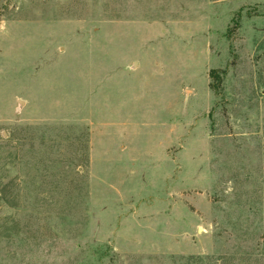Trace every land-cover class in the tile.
<instances>
[{
  "label": "rangeland",
  "instance_id": "374dc122",
  "mask_svg": "<svg viewBox=\"0 0 264 264\" xmlns=\"http://www.w3.org/2000/svg\"><path fill=\"white\" fill-rule=\"evenodd\" d=\"M0 264H264V0H0Z\"/></svg>",
  "mask_w": 264,
  "mask_h": 264
},
{
  "label": "trees",
  "instance_id": "16d2710c",
  "mask_svg": "<svg viewBox=\"0 0 264 264\" xmlns=\"http://www.w3.org/2000/svg\"><path fill=\"white\" fill-rule=\"evenodd\" d=\"M210 77L214 80L210 84L211 87L215 90H218L221 86V76H220L219 70L212 69L210 72Z\"/></svg>",
  "mask_w": 264,
  "mask_h": 264
}]
</instances>
